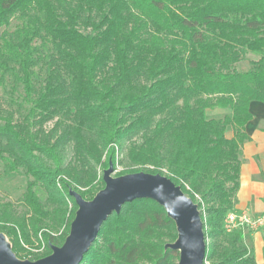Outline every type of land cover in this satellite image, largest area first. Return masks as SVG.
<instances>
[{"label": "trees", "instance_id": "16d2710c", "mask_svg": "<svg viewBox=\"0 0 264 264\" xmlns=\"http://www.w3.org/2000/svg\"><path fill=\"white\" fill-rule=\"evenodd\" d=\"M252 102L264 104V0H0V163L25 180L20 206L0 198V232L18 259L48 256L77 210L69 190L91 200L111 161L197 205L204 264H255L243 230L223 228ZM176 238L163 207L137 199L80 264H177Z\"/></svg>", "mask_w": 264, "mask_h": 264}, {"label": "water", "instance_id": "95a60500", "mask_svg": "<svg viewBox=\"0 0 264 264\" xmlns=\"http://www.w3.org/2000/svg\"><path fill=\"white\" fill-rule=\"evenodd\" d=\"M111 161L102 173L104 187L91 200L75 191L69 195L77 206L69 233L61 246H51V253L30 261L18 259L6 236L0 232V264H80L106 219L119 213L122 205L137 199H151L174 222L177 238L165 245L177 251V264H204L205 241L197 205L168 178L159 174L137 172L113 176Z\"/></svg>", "mask_w": 264, "mask_h": 264}, {"label": "crops", "instance_id": "0c3cea01", "mask_svg": "<svg viewBox=\"0 0 264 264\" xmlns=\"http://www.w3.org/2000/svg\"><path fill=\"white\" fill-rule=\"evenodd\" d=\"M262 107L264 108V106ZM255 113L257 114L258 112H254L252 119L245 128L250 138L245 145H252H250L251 150L248 153H244V159L240 166L239 206H237L238 210L247 212L251 216L260 215L264 211V124L256 123ZM246 146L244 147L246 148ZM252 237L256 245H258V235H253Z\"/></svg>", "mask_w": 264, "mask_h": 264}, {"label": "rangeland", "instance_id": "374dc122", "mask_svg": "<svg viewBox=\"0 0 264 264\" xmlns=\"http://www.w3.org/2000/svg\"><path fill=\"white\" fill-rule=\"evenodd\" d=\"M257 60V57L251 54H247L246 57L239 62L235 68L238 71H247L252 67V63ZM264 104L259 103V102H254L250 104V112L252 115H254V112L257 111L258 115L255 113V121L257 124L263 125L264 122V108L262 107ZM253 112V113H252ZM223 112H218L216 110L208 111L207 115L209 117H214V118H220L223 116ZM225 113V112H224ZM261 116V117H260ZM208 117V118H209ZM230 128H228L229 130ZM227 136H230L231 133L230 131L227 132ZM251 134V133H250ZM242 146L241 149V164L243 162V157L244 153H248L250 149V145L252 144H247ZM246 146V148L244 147ZM124 166L118 165L116 167V170L113 172V176L117 175L118 172H120L122 169H124ZM240 184V183H239ZM25 190V180L23 177L15 175V174H10V175H5L2 173V165L0 163V198L5 199L6 201H10L14 203L16 206H20L19 204V199L24 193ZM239 192V190H238ZM238 192L236 194V203H235V208L236 212L234 213H241L244 211L238 210L237 206H239L238 202ZM246 211V210H245ZM264 212V211H263ZM237 230V229H234ZM243 230V243L252 250L253 257L255 264H264L263 262V254H264V227L262 228H257V229H249V228H244ZM253 235H258L259 243L256 245L255 241L253 240ZM245 236L247 237L245 239ZM262 239V240H261ZM263 242V243H262Z\"/></svg>", "mask_w": 264, "mask_h": 264}, {"label": "built area", "instance_id": "2783aa9c", "mask_svg": "<svg viewBox=\"0 0 264 264\" xmlns=\"http://www.w3.org/2000/svg\"><path fill=\"white\" fill-rule=\"evenodd\" d=\"M264 227V212L257 216H251L247 212H231L226 216L223 224L225 232H231L234 229H257Z\"/></svg>", "mask_w": 264, "mask_h": 264}]
</instances>
